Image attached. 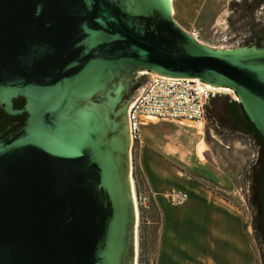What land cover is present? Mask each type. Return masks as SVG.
<instances>
[{
  "label": "water",
  "instance_id": "1",
  "mask_svg": "<svg viewBox=\"0 0 264 264\" xmlns=\"http://www.w3.org/2000/svg\"><path fill=\"white\" fill-rule=\"evenodd\" d=\"M263 4L231 3L225 33L251 41L218 49L174 19L171 0H0V102L28 114L0 140V264H134L126 104L157 74L239 96H212V114L261 145L264 250Z\"/></svg>",
  "mask_w": 264,
  "mask_h": 264
},
{
  "label": "crops",
  "instance_id": "2",
  "mask_svg": "<svg viewBox=\"0 0 264 264\" xmlns=\"http://www.w3.org/2000/svg\"><path fill=\"white\" fill-rule=\"evenodd\" d=\"M186 122L151 119L141 125L139 169L160 216L157 264H256L243 210L218 189L225 180L217 173L206 175L207 180L194 173L199 166L209 169L204 122ZM252 152L247 157L255 160ZM176 189L184 190L187 199L174 201L170 196Z\"/></svg>",
  "mask_w": 264,
  "mask_h": 264
},
{
  "label": "rangeland",
  "instance_id": "3",
  "mask_svg": "<svg viewBox=\"0 0 264 264\" xmlns=\"http://www.w3.org/2000/svg\"><path fill=\"white\" fill-rule=\"evenodd\" d=\"M233 2L241 3L242 0H172V14L174 19L184 28L189 30L197 29L200 41L207 46L218 49H228L238 45H248L251 39H234L236 31L232 32L230 35L225 33L231 31L229 27V17L234 14L237 9L231 8V3ZM263 16L264 10H262L261 14L262 19H264ZM145 81H143L137 92H135L133 97H131L126 104V114L128 113L131 102L137 97ZM220 93V96H229V100H232V92ZM203 122L204 133L201 135H203L204 141L209 148L204 154L209 160V169L208 171H202L201 166H199L194 169V173L200 175L203 180H207L211 173H217L225 180L219 183L218 189L224 194L228 193V195L234 199L236 205L243 210L246 219L244 222L245 227L253 237V246L257 255L256 264H264L261 260L263 254L262 246L253 227V207L250 201V170H252V163L254 160L252 157H247V152L250 151H253L252 153L256 156L258 153V145L251 134L231 129L221 124L216 116L212 114V111H208L206 120ZM188 124L187 126L193 125L194 127L192 128H196L195 124ZM199 124L201 123H198V125ZM126 133L129 136L127 177L131 182L130 186H134L132 187L135 193L133 203L135 205V212H137L135 224L132 226L134 246L133 260L134 264H144L145 258L157 249L159 216L153 209V205L148 211H143L136 204L139 190L144 187V183L141 170L139 169L140 166L137 157L138 148L135 149L132 144L129 128ZM201 135H198L200 139ZM200 158L206 163L202 155ZM202 160H200V162ZM206 175H208L207 178ZM211 186L215 185L211 183Z\"/></svg>",
  "mask_w": 264,
  "mask_h": 264
},
{
  "label": "built area",
  "instance_id": "4",
  "mask_svg": "<svg viewBox=\"0 0 264 264\" xmlns=\"http://www.w3.org/2000/svg\"><path fill=\"white\" fill-rule=\"evenodd\" d=\"M189 33L200 40L197 29ZM216 86L206 83L198 77L171 76L157 74L147 77L137 97L131 102L127 123L129 135L134 148L143 144L141 125L151 119H170L172 121H187L199 123L206 120L207 106L212 96L221 94ZM232 100L239 101V96L232 90ZM176 202L187 199L184 190L176 189L170 196ZM152 196L144 186L139 190L136 204L143 211L151 209ZM157 250L145 258L144 264H157Z\"/></svg>",
  "mask_w": 264,
  "mask_h": 264
},
{
  "label": "flooded vegetation",
  "instance_id": "5",
  "mask_svg": "<svg viewBox=\"0 0 264 264\" xmlns=\"http://www.w3.org/2000/svg\"><path fill=\"white\" fill-rule=\"evenodd\" d=\"M241 3H243V0ZM262 10H264V4L262 6ZM216 96H220V94H217ZM212 100L213 99L209 100V103L207 106V112L212 111ZM25 103H26V98L22 95H18L17 97H14L12 99V106L15 109H25ZM226 103L229 105H232L231 100H227ZM27 116H28V114H27L26 110L19 112V113H14V112L10 113L6 108V104L0 102V140L7 138L11 131L16 130L19 127L23 126L25 121H26ZM229 128L241 131L239 128H234V127H229ZM260 153H261V151L258 148V153L256 154V158L252 163V170H250V177H251L250 201H251V206L253 207V220H254L253 221V227L255 229V233L258 236V238H259L258 226H257L258 219H257V214H256L255 206H254L255 198H254V195L252 192V187H255V181L252 177V172H253V170H255L258 167V165L260 163ZM262 252H263V254L261 256V260L264 263V250H263V248H262Z\"/></svg>",
  "mask_w": 264,
  "mask_h": 264
},
{
  "label": "bare ground",
  "instance_id": "6",
  "mask_svg": "<svg viewBox=\"0 0 264 264\" xmlns=\"http://www.w3.org/2000/svg\"><path fill=\"white\" fill-rule=\"evenodd\" d=\"M171 6H173L172 5V0H171ZM172 10H173V7H172ZM216 88H217V90H219V91H221V92H232V89H230V88H227V87H222V86H216ZM132 187H134V186H132ZM131 187V188H132ZM131 192H132V196H133V200L135 199V193H134V191H133V188L131 189ZM134 202V201H133ZM134 207H135V205H134ZM136 211V210H135ZM136 214H137V212H135Z\"/></svg>",
  "mask_w": 264,
  "mask_h": 264
},
{
  "label": "trees",
  "instance_id": "7",
  "mask_svg": "<svg viewBox=\"0 0 264 264\" xmlns=\"http://www.w3.org/2000/svg\"><path fill=\"white\" fill-rule=\"evenodd\" d=\"M231 103H232V105H233V104H239V106H242V105L239 103V101L231 100ZM240 130H241V129H240ZM241 131H242V132H245V133H248V134H251L252 137L254 138L256 144L258 145L259 150L261 151V145H260V143L258 142V140L256 139V137L254 136V134H253L252 132H249V131H246V130H241ZM152 205H153V204H152ZM159 219H160V216H159ZM159 219H158V224H159Z\"/></svg>",
  "mask_w": 264,
  "mask_h": 264
}]
</instances>
